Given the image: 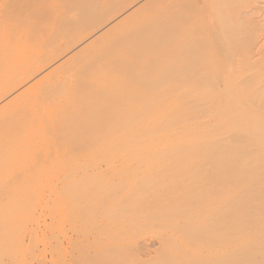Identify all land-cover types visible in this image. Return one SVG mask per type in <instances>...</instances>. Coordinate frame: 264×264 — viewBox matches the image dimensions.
Listing matches in <instances>:
<instances>
[{"label":"bare ground","instance_id":"1","mask_svg":"<svg viewBox=\"0 0 264 264\" xmlns=\"http://www.w3.org/2000/svg\"><path fill=\"white\" fill-rule=\"evenodd\" d=\"M187 1L173 0L171 3L175 6L172 7L170 0H0V174L7 173L15 160L25 163L33 154L34 147H53L57 151L65 140V130L71 125L67 118L80 114L79 108L93 97L91 91L104 89L106 85L122 84L119 90L123 95L110 99L111 104L99 113L101 123L88 124L89 130L93 131L96 127L104 130L101 139L106 143L103 160L107 169L104 170L98 163L85 167L72 160L45 159L36 172L40 174L39 177L48 179L53 175L61 176L74 182L71 186L74 193L87 196L105 192L103 195L110 197L104 199L106 202L103 205L113 207L114 222L125 220L137 206L144 203L149 205L154 212L160 213L158 219L161 222L180 230L185 243H204L207 238L209 245H216L213 252L207 242L204 245L208 246L196 244L202 253L210 250V255H216L212 264H264V85L261 87L257 83L256 88L245 79L240 84L236 82L239 86L229 91L235 82H231L234 84L229 87L228 81V89L225 86L220 94L218 88L223 87H217L219 82L213 78L214 75H209L215 80L210 82L209 73H204L206 76L203 74L204 80L209 81L203 87V92V88L197 84L203 79L194 81L197 90L193 81L188 84L190 79L184 76L186 72L182 71L183 66L170 62L177 61L180 52L174 56L177 59L168 57L169 53L173 54L171 49H184V41L190 34L194 37L202 24L203 19L198 18L197 22L194 19L198 9L194 7L196 13L193 14L192 6L197 4L196 1L191 0L193 5ZM204 1L207 4L211 0ZM223 1L215 0L210 6L212 3L217 6L220 2V11L223 12ZM258 1L251 0L250 7H254ZM182 2L185 3L184 7ZM187 5L188 10H192L191 14L186 11L187 8L184 9ZM252 11V14L248 12L250 16L247 14L248 17H245L250 25L261 12ZM254 11L259 13L258 16ZM184 16L193 24L199 23L192 26V33L187 34ZM229 21L220 17V20L213 22L222 23L219 30L222 28L223 32L216 35L217 45L230 49L239 38L242 42L239 40L237 44L243 41L244 44L250 43L247 37L253 32H247V23L242 21L245 24L243 29L240 26L243 23L239 25V21L236 22L239 27L234 23L229 24ZM191 23L188 25L191 26ZM234 27L236 33L231 30ZM240 28L245 33H241ZM213 31L211 37L215 36L216 31ZM199 34L195 38L189 37L191 41L187 42L196 44L194 39L202 35L206 39L202 38L201 42L209 39L210 34ZM241 34L247 35L246 40H242L245 37ZM207 42L198 44L206 49L209 44L212 52V40ZM218 46L215 47L219 49ZM200 48L201 52L205 51L203 47H198V53L197 49ZM204 55H208V51ZM211 55L204 59L209 62ZM180 60L182 63L185 61L183 57ZM198 66L197 62L194 67ZM200 75L196 74L198 77ZM183 76L189 79L185 81L186 89ZM249 80L253 79L250 77ZM189 87L190 90H187ZM252 88L256 90L252 91ZM186 93L193 95L187 96ZM67 98H72L69 99L73 101L70 107L64 103ZM91 101L96 102L94 99ZM209 106L212 107L210 112ZM202 113L205 117L201 116ZM209 115H213L214 124L206 120ZM201 162L210 164L212 172L207 166L201 169ZM205 168L212 175L206 172V175L203 172L202 175L201 171ZM76 170L80 172L73 177ZM105 175L120 181L113 182ZM28 176L35 177V174L30 172ZM97 176L100 178L95 179ZM206 176H211L213 181L211 178L208 180L212 183H220H214L217 184L216 188L224 187L214 190L215 186L212 188L210 182L205 185L206 181L201 186ZM133 178L140 181L131 185ZM120 194L124 197H120ZM99 197L92 202L88 197L83 199L82 206L98 207L102 204ZM54 203L56 201L53 199L43 202V208L50 209ZM162 213L166 216L162 217ZM86 220L76 229L77 236L83 241L86 240L87 225L89 227L93 223L89 218ZM47 226L52 228V225ZM37 227H40L39 224ZM171 239L170 236L161 238L159 242L152 238L145 239L136 252L130 251L129 256L113 264H176L180 258H183L182 264H210L206 260H211L210 255L206 252L207 255L200 254L197 260L176 256L173 251L165 257L156 256L159 246L170 248ZM42 242L43 248L39 244L34 246L40 262L46 259L47 249L51 251L54 246ZM84 255L82 263L94 264V257ZM201 257L203 261L199 260ZM0 264L6 263L0 259ZM97 264L103 263L97 260Z\"/></svg>","mask_w":264,"mask_h":264},{"label":"rangeland","instance_id":"2","mask_svg":"<svg viewBox=\"0 0 264 264\" xmlns=\"http://www.w3.org/2000/svg\"><path fill=\"white\" fill-rule=\"evenodd\" d=\"M172 1L173 0H170V3ZM189 1H190L189 4L193 5L191 3V0H189ZM189 1H187V2H189ZM195 1L197 4H195L192 1L194 3V5L192 6L193 7L192 10L194 9V7H195V9L197 7V9H198L196 11L197 13L193 10V14L196 13L195 16L196 15L197 16L195 18L193 17L194 16L193 14H192V16L191 15L190 16L193 17L195 19V21L198 18L203 19L202 22L198 21V22H200V24L202 23L201 25L203 27H201V25L198 26L199 23H194L195 26L197 25L200 28V31L198 28V31H196V32H197V34L202 32V33H200L201 35L203 33H206L207 34L206 36H208V34H210V36H208L209 39L204 40V41L209 42V40L211 39L212 43H210V44L213 45V47L215 49L212 47L213 49L211 52V48H209V44L207 45V47L209 49L208 48L206 49V48H204V46H200V44H198V43H201V44L204 43L203 40L201 42L202 38L206 39L203 37V35L201 38L198 36L197 37L198 39L197 38L194 39L196 44H194V42L192 44H190L189 42L191 40H189L190 39L189 37H193V36H190L192 34H190L189 37H187V40H189V42H187V40H186L187 43L184 41V43H185L184 49L188 46V44L191 45V46L190 45L188 46L190 48L187 47V50L185 49L186 51L184 49H171V52L173 54L169 53L170 55L168 57H170L172 59H177L178 57L175 58L174 56L176 54L179 55V52H180V56L177 59V61L172 60L173 61L172 62V61H170L171 59L168 58L169 61L172 63V65H176L178 63L181 64V67L183 66L182 71L185 70V72H186V74L183 72V74H185L184 76L185 77L188 76L187 78L190 79L189 80L183 76L185 78V80L182 78L183 82H184L183 83L184 87H185V83L188 82V80H189L188 84L193 81L192 83H195V84H193V86H195L196 82H194V81L198 82V80L202 81V79H203V81L201 83H204V84H202L203 86H201V83L200 84L197 83V84H198V86H200V88L205 87V84L207 85V83L209 81L207 82L204 80V78H203L204 73L205 74L209 73L208 76L214 75L213 78L215 80L216 79L218 80L220 86L218 85V82H216L218 85L217 87H221V86L223 87V88H218V89H220V91H219L220 94L223 91L222 89L225 88V86H227V89H228V84H227L228 81L230 82L229 87H230V85L232 86L234 84L231 82H235V84L233 85L234 88H232L233 86L230 87L229 91H232V89H235V87L239 86L236 84V82L240 84L242 81L244 82L245 79H246L245 81H247L249 83L252 82L251 85L253 87H256V88L258 86L262 87V85H264V84H262V83H264V46H263L264 45V3H263V1L264 0L263 1L259 0L257 2L258 4H256L259 6L255 5L254 7H250L251 6V4H250L251 0L250 1L249 0H229V2L227 0H224V1L222 0L223 3L225 4L224 5L221 2V4L224 5V8H222V9H224L223 12H221L222 10L220 11V8H221L220 2L218 3L217 6H214V4L212 3L214 8L212 7V5L210 6V3L215 1V0H211V1L209 0L210 3H207V4H205L204 0H201V1H203L204 5H202L203 4L202 2H201L202 4H200L199 1H197V0H195ZM226 1L229 3V5H228V3L226 4ZM183 2H185V1H183ZM216 2H218V1H216ZM0 5H1V3H0ZM172 5H173L172 7L175 6L174 3ZM188 5L184 9L187 8L186 11H189V13H190V11L192 12V10H188ZM227 5H228V8H226ZM184 6H185V3H183V7ZM172 7H170V9ZM205 7H206V9H205ZM216 7H218V8H216ZM202 8H204V9H202ZM211 8H213V9H211ZM225 8L229 9V10H226ZM217 9H219L218 12H217ZM246 9L249 11H246ZM253 9H255L257 12L261 11V12H259L260 13L259 17H256L254 15L255 16V20H254L255 22L253 21V24L255 23L254 26L252 23L250 25L249 20L245 18V17H248L250 11H252ZM205 10H206V12H207V10H210V12L206 13ZM243 10H244V12H243ZM198 11H199V13H198ZM229 12H230V14H229ZM202 13H204V14H202ZM254 13H255V11H254ZM205 14H206V16H205ZM217 14H219L220 17H223V19H225L227 21L230 20L231 23H229V24H232V25H234V24L238 25L237 24L238 21H239V25L243 22L247 23L246 24V25H248V27L246 26V28H248L247 32H248V30H250V33L253 32L251 34V36L255 40L251 39L252 37L250 35H248V33H249L248 32L247 38H250V43L246 42V44H244L245 43L244 41H243V43H241L242 41L239 38V40L241 41L240 42L241 44L236 43L239 41L237 39L236 42L233 43V47H231V48L229 47L230 49H228V48L223 49V48L219 47L217 45V36H218L217 34H221V32H223V29L221 28L222 31L219 30L220 29L219 26L222 27L221 22H220L221 24H218L219 21L213 23L214 21L220 20V17ZM222 14H223V16H221ZM235 14H236V16H235ZM250 14H252V13H250ZM255 14L258 16L257 13H255ZM202 15H204V16H202ZM228 15H230V16H228ZM187 16H188V14H186V18H188ZM204 17L207 19H204ZM258 18H260V19H258ZM194 19H193V21H194ZM231 19H233V20H231ZM245 19H246V21H245ZM184 20L186 21L185 22L186 26L188 28L190 27L189 29L188 28L186 29V27H184L186 30H188L187 34H189V32H191L192 29L194 30V28H192V26H194V24L191 23L190 20L185 19V16H184ZM187 20L189 21L188 23H187ZM205 21H207V22H205ZM190 23H191V26H189ZM244 23H243V25H240V26H242V28L245 27ZM213 24H215V25H213ZM260 24H262V25H260ZM238 26H236V27H238ZM252 26L254 27V29ZM236 27L231 29L233 31L235 30L234 33H236V30L239 29V27L237 29H235ZM249 27H251V28L249 29ZM206 28H208V30ZM210 29H211V31H210ZM255 29H256V31H255ZM213 30L216 31L215 36H213L214 39H216L215 43H213L214 39H212L213 37H211V35H214ZM240 30L242 31L241 28H240ZM207 31H209V32H207ZM185 33H184V37L186 36ZM193 33H194V31H193ZM241 33H245V31H242ZM194 34H196V33H194ZM197 34L195 36H197ZM245 35L241 34V36H243V37H245ZM195 36L193 38H195ZM204 36H205V34H204ZM244 39L246 40V37L242 38V40H244ZM251 40H253V41H251ZM247 41H248V39H247ZM247 43L250 45H248ZM234 44L236 46H234ZM193 45L196 48L203 47L204 49H202V50H205V51L201 52V48H200V49H197L200 52V53H198V51H196V48L193 47ZM214 45L218 46L219 49H217ZM220 48H221V51H220ZM189 49L193 50L192 51L193 53L197 52V54H195L196 56L198 54L199 55L196 57ZM173 50L175 51V53ZM194 50H195V52H194ZM207 51H208V55H204V54H207ZM181 52H182V54H181ZM186 52H187V54H186ZM190 52H191V54H190ZM209 53H211L213 55H211ZM201 54H203V55L200 56ZM249 54H250V56H249ZM172 55H173V57H171ZM181 55H183V56H181ZM209 55H211L209 57L211 60L209 59V62H208V59L206 60L204 58H206V56H209ZM185 56H187V57H185ZM199 56H200V58L203 59V61H202V59L199 58ZM180 57H183V60L188 58L187 59L188 61L187 60L183 61V63L187 61L186 63L183 64L180 60ZM194 57H196V58L194 59ZM190 59H192L193 61L195 60V61L193 62ZM213 60H214V62H213ZM242 61H244L245 63L248 62V65H247V63L245 65L244 62H242ZM192 62H193V64H192ZM197 62L199 65L198 68L194 67V66H196ZM184 65H185L186 69H184ZM189 65H191V66H189ZM212 66H214L215 68H211ZM172 67H174V66H172ZM252 67H253V71H252ZM187 68H188V70H187ZM248 68L251 69L250 72L248 71L249 70ZM194 69H198V71H194ZM207 69H209L210 71ZM212 69L214 70V71H212L213 74H211ZM190 70L193 72H191ZM244 70H246V73H244L245 72ZM182 71H181V73H182ZM241 71H243V72H241ZM200 72L202 75H200ZM251 72H253V73H251ZM237 73H240V74H237ZM196 74L200 75L202 78L200 76L199 77L196 76ZM189 75L191 78L189 77ZM215 75H216V77H215ZM242 76H243V78H242ZM197 77H198V79H197ZM209 77L211 78V76H209ZM250 77L253 80H249ZM192 78H194V79H192ZM206 78L207 77H205V79ZM207 80H208V78H207ZM215 80L213 81V79H212V80H210V82L211 81L215 82ZM232 80H234V81H232ZM257 83H258V86H256ZM209 84H212V83H209ZM213 84H212V86H213ZM259 84H261V85H259ZM191 85H189V86H191ZM97 86H101V85H97ZM122 86H123L122 84H113V85L103 86L104 89H97L96 88V90H94V91L92 90L91 92H92L93 97L91 96L92 97L91 100L94 99V100H96V102H93L90 100L87 104H84L81 108H79L80 114H78L77 116H76V114H73V116H75V117H73L71 115L69 118H67V121L69 123L71 122V125H68L70 130L69 129L65 130V133L63 134V136L66 135L65 140H64L63 144L59 146V149L57 151L52 149L53 147H51L50 149H46V148L41 149L38 147H34V148H32L33 154L30 156V158H28L25 161V163H21L19 160H15L12 162V164H10L9 171L7 173L0 174V259H2V261L4 263H6V264H84L81 262V259H82L84 254H87V256H92L96 259L94 264H97V260H99V262H102L103 264H113L117 260L121 259L122 257L129 256L130 251L134 250L136 252L137 249H139V246L143 240H145V239L149 240V238H152V239L159 242L161 240V238H166L168 236H170L172 238L171 239L172 244H170V248L169 249H163L160 246L158 247V245H157L158 251L155 253L156 256L159 255L160 257H165L168 252L173 251V254H175L176 256H180V257L188 256L189 259L197 260V258H200L199 257L200 254H201V256H203L202 254H204V256L207 255L206 253H208L210 255V250L209 251L204 250V253H202V249L197 247L196 244H202L203 241L201 243H197V242L189 243L188 241H186V243H185L180 230H177L176 228L170 227L169 223L165 224V223H163V221L161 222L159 220L160 219L159 218L160 213L154 212L152 210V208L145 203L143 205L137 206L136 209H134L132 212H130V214L128 215V217H126L125 220L114 222V219H112V218H114V216H113L114 213L112 212L113 207H109L108 205H103V203L106 202L104 199H108L110 197V195H108L106 197L105 195H103V193H105V192H100L101 194H92L89 196H87L86 194H83V193H80V194L74 193L73 192L74 190L71 187V186H73L74 182H72V181L69 182L68 179H62L61 176L59 177V176H55V175L51 176L48 179L47 178L42 179L39 177L40 174L36 173L39 169L38 168L39 164L43 160L48 159V160H56L57 161V158H59L60 161L72 160V161L76 162L77 164H79L80 166H85V167L86 166L91 167L92 164L98 163V164H101L103 166L104 170L107 169V167L105 166V163H104L105 161L103 160V149H104V146L106 145V143H104L101 139V133L104 130H101L103 128H100V127H96L95 129H93V131L89 130L88 124L97 125V124L101 123L100 121H102V120L99 116V113L104 111V109L107 108L108 104H111L110 99H112L114 97L118 98L121 95H123L122 92L119 90V88H121ZM214 86H216V84ZM89 87L92 89H95L91 86H89ZM186 87H188L187 84H186ZM186 87H185V89H186ZM207 87L209 88L210 86H207ZM217 87H215V90ZM195 88H196V86H195ZM256 88H252V91L256 90ZM199 89H198V91H199ZM204 89L205 88H203L201 91L203 92ZM187 90H190V87H189V89L187 88ZM195 90H197V88ZM226 93H227V95H230V94H228L227 91H226ZM188 94H191V93H186L187 96H190ZM207 94H209V93L207 92ZM191 95H193V94H191ZM204 96H206V93H204ZM69 99H72V98H69ZM69 99L67 98L66 99L67 101L64 102L65 104L68 105L67 107H70V105L73 104V101H70ZM81 103H82V100L80 101V105H81ZM117 104H118V101H117ZM210 106H212V105H210ZM210 106L208 108L209 111L207 110L208 112L211 111L210 108H212V107H210ZM207 111H205V112H207ZM204 115H205V113H204ZM201 116L205 117V116H203V113ZM206 116H207V114H206ZM212 116L213 115H211L210 117H212ZM210 117H208V119L206 118V120L212 121L211 124H214L216 122V121L215 122L213 121V120H215V119H213L214 117H212V118H210ZM209 118H210V120H209ZM99 131H101V132H99ZM201 164H202V162H201ZM185 166L187 167V165H185ZM188 166H190V164H188ZM201 166H202L201 169H203L204 166H207V168L211 170V171L210 170L206 171L207 168H205V170L201 171V173L203 172L205 174V172H206V174L207 173L209 174L210 172H212V168H209L210 164H206V165L202 164ZM212 166L214 168V165H212ZM131 167H133V166H131ZM142 167H144V166H142ZM30 172L34 173L35 177H29L28 175H30ZM78 172H80V171L79 170L74 171L72 174L73 177L78 175ZM203 173H202V175H203ZM202 175H200L201 178L204 177V176L202 177ZM209 175H212V174H209ZM97 177L98 178H95V179L100 178L99 176H97ZM104 177H108V179L113 180V182H119L120 181V180H118V178H115L111 175H107V176L105 175ZM210 178H211V176H210ZM210 178L206 176L205 179L203 180V183L201 184V186H203L205 181L207 182V183H205V185L208 184V182L212 183L211 181H213V179L211 178L212 180L209 181ZM127 181L128 180H126L125 182H127ZM139 181H140L139 178H133V180L130 183H131V185H135ZM218 182H219V180H218ZM220 182H221V180H220ZM214 183L211 184L212 188H213V186H215L213 188L214 190L220 189L223 186L221 183L222 186L219 187V185H218L219 188H216L217 184H220V183L216 182L217 183L216 185H214ZM205 185H204V187H205ZM210 191H212V190H210ZM213 193H214V191H213ZM81 194H83V195H81ZM120 195H121L120 197H124L123 194H120ZM99 196H101L102 204L99 205L98 207L89 208V206H88V208H87V207L82 206L84 204L83 199L88 197V199L91 200L90 202H92L93 199H96L95 201H97V199L100 198ZM115 197H118V196L115 195ZM51 199H53L54 202L56 201V203H54V206H52L50 209H48V208L44 209L43 208V206H44L43 202L50 201ZM73 201H74V203H73ZM79 201H82V202H79ZM163 216H166V214L162 213V217ZM86 218H89L93 223L90 224L89 227L87 225V227H86V231H87L86 240L84 239L85 241H83V240H81V238H79L77 236L76 229L80 228L82 223L83 222L85 223L87 221ZM145 218H148V220ZM27 224H29L28 227H26ZM37 224H39L40 227L35 228ZM47 225H52V228H48ZM149 227H151V228H149ZM206 240H207V238L204 239L205 242L203 243V245L206 242L208 244V240L207 241ZM42 241H44L47 246H53V245L54 246L52 247L51 251L49 250L50 248L47 249L46 259L42 260L43 262L42 261L40 262L39 257L36 255L34 246L39 244L40 247L43 248L44 246L41 245L43 243ZM87 241L89 242L88 244H87ZM101 241H102V243H99ZM206 245H204V246H206ZM209 246L211 247V250L213 252L216 251L215 250L217 248L216 245L215 246L209 245ZM101 248H102V251H100ZM219 254L220 253H218L217 256H219ZM209 255H208V257H209ZM84 256H86V255H84ZM213 256L215 257L216 255L214 253H211V255L209 257V258H211V260L209 261L208 259H206L210 264H212V261L215 260ZM206 258H207V256H206ZM181 260H183V258H180L176 264H182ZM199 260L203 261L204 259L201 257V259H199ZM144 264H150V263H144Z\"/></svg>","mask_w":264,"mask_h":264}]
</instances>
